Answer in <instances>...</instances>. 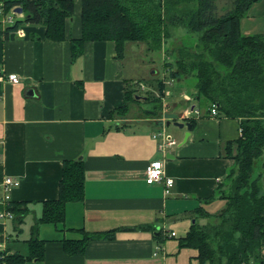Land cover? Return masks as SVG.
Masks as SVG:
<instances>
[{
    "label": "crops",
    "instance_id": "1",
    "mask_svg": "<svg viewBox=\"0 0 264 264\" xmlns=\"http://www.w3.org/2000/svg\"><path fill=\"white\" fill-rule=\"evenodd\" d=\"M81 11L82 0H76L62 42L48 41L42 25L24 23L18 31H7L13 25L0 18V183L6 177L19 180L10 189V201L29 207L21 225L15 219L0 221V244L11 253L27 246L42 203L59 198L63 162L83 159L84 201L67 206L64 224L40 226L45 258L27 264H198V252L180 248L179 239L195 223L196 209L209 210L206 199L234 168L225 149L241 136L240 121L212 116L186 92L182 100L164 97L161 117L147 112L153 107L146 99V107L133 103L127 116H111L124 102L126 82L139 79L128 78L112 41L87 42L73 61L70 40L82 36ZM241 31L264 35V0L252 4ZM9 74L19 75L20 82H9ZM193 108L199 114L187 117ZM189 119L195 124L187 141V129H181V142L164 158L153 134L168 121ZM152 161L164 164L175 181L172 188L146 182ZM3 196L0 189V211ZM30 216L29 238L21 240ZM77 229L115 231V236L93 240L85 254L70 256L63 241L82 239Z\"/></svg>",
    "mask_w": 264,
    "mask_h": 264
},
{
    "label": "trees",
    "instance_id": "2",
    "mask_svg": "<svg viewBox=\"0 0 264 264\" xmlns=\"http://www.w3.org/2000/svg\"><path fill=\"white\" fill-rule=\"evenodd\" d=\"M257 0H82V36L71 39L73 61L84 53L87 42L112 41L118 60L126 57L128 44L141 43L148 52H161L169 41L176 43V32L186 29L196 34L194 46L177 42L166 49V80L197 78L194 95L198 106H215L218 115L240 121L241 136L226 144L227 157L234 168L219 184L206 204L223 201L218 212L204 207L194 211L195 223L179 239L180 248L196 250L198 264H264V171L254 176L258 160L264 170V35H244L241 21ZM218 2L229 8L219 14ZM76 0H8L7 12L21 7L18 19L7 31H18L24 23L42 25L46 39L67 40V21L75 15ZM28 17V18H27ZM165 79V78H164ZM152 77L159 95L145 97L153 108L149 114L161 117L165 80ZM154 82V83H153ZM166 82V81H165ZM140 81L126 82L123 104L111 116H127L139 97ZM192 125L195 121L189 119ZM86 167L83 159L65 160L59 185V198L42 203L41 217L31 229L28 254L0 250V264H27L45 258V241L39 238L41 225L65 223L67 206L85 199ZM22 224L29 213L28 203L7 206ZM207 220L206 223H200ZM82 239L63 241L70 256L85 254L93 240L113 239L115 231L87 233ZM163 230L157 238L162 237ZM164 238L160 241L161 243ZM251 261L253 263H251Z\"/></svg>",
    "mask_w": 264,
    "mask_h": 264
},
{
    "label": "rangeland",
    "instance_id": "3",
    "mask_svg": "<svg viewBox=\"0 0 264 264\" xmlns=\"http://www.w3.org/2000/svg\"><path fill=\"white\" fill-rule=\"evenodd\" d=\"M8 0H0V5ZM229 8V5L225 2H218V12L219 14L225 13L227 9ZM16 21L19 19V17H15ZM14 20V23L16 22ZM11 23H8V25ZM177 39L176 43H173L172 41H169L168 46L163 49L161 52H148L146 50V46L141 43L136 44H129L127 50H126V58L124 59V64L127 71V76L130 79H139L141 81L139 85V89L137 91L139 97H141L136 103L139 104L142 107H146V105H153L151 103L146 104L145 97L147 96L148 92H151L154 95H159L157 91V87L151 84L152 77H155L158 79H164V83L167 84L166 91H165V100L167 101H176L178 99H181L182 93L186 92L190 96L195 95L196 91V84H197V78L195 76L186 77V79L179 81L176 80L174 82L166 80V69L164 68L166 59L168 58L166 49H175V46L177 45V42L179 41L180 44H184L185 46H194L196 40L198 39L196 34H192L188 32L186 29H179L176 32ZM176 44V45H175ZM151 71H155V73L151 74ZM154 83V82H153ZM146 87L145 90H142L140 87ZM172 92L173 96L170 95ZM167 98V99H166ZM146 105H145V104ZM208 107H203V109L206 111ZM163 130V129H162ZM161 130V131H162ZM166 132L168 134H171L174 139L177 140V142H181V136L182 130L174 125H171L169 127H166ZM169 151V150H168ZM163 155V153H161ZM164 157V155H163ZM254 176L259 175V173L263 172V168L261 166V160L257 161ZM224 206L223 201H215L214 203L209 205V210L212 212H218L221 210ZM32 217H28L27 224L23 226L25 232L21 234L20 239H28L29 234L27 232V227L31 225ZM207 220H201L200 223L204 224ZM20 253L21 254H27V246H21L20 247ZM251 263H253L251 261Z\"/></svg>",
    "mask_w": 264,
    "mask_h": 264
},
{
    "label": "built area",
    "instance_id": "4",
    "mask_svg": "<svg viewBox=\"0 0 264 264\" xmlns=\"http://www.w3.org/2000/svg\"><path fill=\"white\" fill-rule=\"evenodd\" d=\"M23 15H18L15 13L14 9L10 12H7L4 7V3L0 5V18L5 23H11L14 25V20L16 21L15 17H21ZM3 73V70L0 68V75ZM7 80L13 84H17L20 82V77L17 74H9L7 76ZM142 90H145L146 87H140ZM199 114V111L193 109H189L187 111V117H191L193 114ZM212 116H217L218 111L214 106L211 110ZM153 138L159 142V150L163 153L164 158L167 157L168 150L177 145L176 139L173 138L170 134L166 132V125H164L163 130L153 134ZM146 182L148 184H155V183H164L167 188H172L175 184L173 178L168 177L166 175L164 164L161 161H152L146 168ZM20 181L13 177H6L0 183V189L4 192V196L2 198V202L4 205V209L0 211V221L6 220H14L15 215L9 211L7 206L9 205L10 201V189L16 186H19ZM174 235V234H173ZM5 249V245L0 244V250Z\"/></svg>",
    "mask_w": 264,
    "mask_h": 264
},
{
    "label": "water",
    "instance_id": "5",
    "mask_svg": "<svg viewBox=\"0 0 264 264\" xmlns=\"http://www.w3.org/2000/svg\"><path fill=\"white\" fill-rule=\"evenodd\" d=\"M14 11H15V13H17L18 15H24V9L21 8V7H18V8H16V9H14ZM27 18H28V17H27ZM171 125H174V126L180 128V129H184V128L187 129V133H186L185 139H184V141H183V142L185 143V142L187 141V139H188L190 133H191V130H192V127H193L192 123L189 122V121H187V122L168 121V122L166 123V126H167V127H169V126H171ZM193 223H194V222H193Z\"/></svg>",
    "mask_w": 264,
    "mask_h": 264
}]
</instances>
